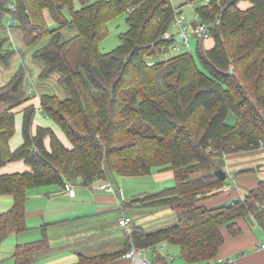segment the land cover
<instances>
[{
	"label": "trees",
	"instance_id": "16d2710c",
	"mask_svg": "<svg viewBox=\"0 0 264 264\" xmlns=\"http://www.w3.org/2000/svg\"><path fill=\"white\" fill-rule=\"evenodd\" d=\"M0 0V28L12 16L14 29L25 45L37 48L34 60L41 65L39 79L56 77L66 90L61 98L41 95V109L65 133L68 148L50 127L33 133L36 106L23 109V139L12 150L16 132L15 109L31 101L24 89L23 67L0 86V167L24 161L30 171L0 175V195H11L14 205L0 214V244L10 234L29 228L26 223L28 190L33 187L81 181L84 186L106 180L108 175L132 177L154 170H173V187L137 198L140 207L171 208L177 221L147 231L135 226L123 251L92 258L81 264H104L133 247L152 250L153 264H171L157 253L164 244L180 248L189 263L207 264L219 258L225 243L223 229L232 237L242 234L239 219L252 218L264 231V181L242 200L208 207L206 201L220 194L226 183L215 174L227 154L264 145V0H211L196 8L205 22L221 17L213 30L214 46L197 44V57L182 52L161 59L172 41L164 34L176 17L172 0ZM201 1V0H192ZM50 13L55 27L45 18ZM127 13L128 30L120 45L102 53L109 22ZM75 29L66 37L64 29ZM0 37V62L9 65L17 47ZM82 45V69L73 68L67 53L76 41ZM154 61L153 66L148 62ZM234 125L227 122L230 113ZM51 140V148L45 139ZM47 247V240L20 245L17 264H30Z\"/></svg>",
	"mask_w": 264,
	"mask_h": 264
},
{
	"label": "crops",
	"instance_id": "0c3cea01",
	"mask_svg": "<svg viewBox=\"0 0 264 264\" xmlns=\"http://www.w3.org/2000/svg\"><path fill=\"white\" fill-rule=\"evenodd\" d=\"M172 2L175 7L184 11L183 4H176L173 0ZM238 5L241 9L251 7L248 0H241ZM8 21L9 19L6 20L7 25ZM3 31L7 32L8 27ZM203 43L206 49L214 46L212 39ZM4 84L2 83L0 86ZM29 104L36 106L33 133H36L39 126L50 127L64 145L71 148L72 144L65 133L40 109L41 96H33L31 101L14 110L16 132L10 140L12 150L17 149L24 142L22 111ZM4 108V105H0V111ZM45 145L48 149L51 148L49 137L45 139ZM30 170V166L24 161L10 162L0 167V175ZM223 170L227 173L224 187L229 188H223L220 194L206 201L208 207L230 205L235 200H242L250 190L264 181V145L254 150L227 154L224 158ZM110 176L114 175H108L107 178L109 179ZM123 178L128 180L124 187L125 195L118 180L116 181L118 187L109 181L115 191L100 190L101 183L98 182L91 186H84L80 180H77L74 183L75 196H71L65 186L61 184L30 188L26 201V223L29 229L20 234H10L4 239L0 244V264H17L14 255L18 246L40 242L44 239L47 240V247L38 251L30 264H81L82 256L92 258L123 251L127 245L128 235L132 232L133 228H130L132 225L143 227L147 231H155L171 226L164 224L166 220L163 217L166 216L168 220L171 219L175 221L174 224L176 223L177 218L171 208L150 209L131 203L137 198L174 186L176 178L173 170H154L150 174ZM128 182H131L132 185ZM137 186L142 188L138 189ZM119 194L121 197L118 196ZM128 196L132 197L131 201L125 200L127 203H123L124 197ZM13 205L14 198L11 195H0V214L10 211ZM133 209L143 210L140 213V217H143L142 223L136 224L135 216L131 213ZM124 212L133 219L127 226H122L119 223ZM153 218L159 220L157 224L159 223L160 226L154 223L157 226L149 230L148 227L152 226L150 222L154 221ZM239 225L243 232L237 237L230 236L227 230L223 229L225 243L220 249L219 258L209 264H217L219 259L229 258L236 260L237 264H264V248H261L264 245V231L252 218L239 219ZM166 247H168V252L163 251ZM149 251L152 252L151 258H148ZM157 253L164 257H168L172 253L179 255L180 248L165 244L158 248ZM147 258L151 264L156 261L155 253L152 250H147ZM198 263L207 264L196 262V264ZM104 264H134V261L122 255L111 258ZM171 264H173L172 261Z\"/></svg>",
	"mask_w": 264,
	"mask_h": 264
},
{
	"label": "rangeland",
	"instance_id": "374dc122",
	"mask_svg": "<svg viewBox=\"0 0 264 264\" xmlns=\"http://www.w3.org/2000/svg\"><path fill=\"white\" fill-rule=\"evenodd\" d=\"M92 1H97V0H92ZM173 1L176 4H183V7H182L184 10L183 14L186 16V18L188 20L193 19V10L191 9L190 4L188 3L189 0H183V1L173 0ZM203 1L204 0L196 1L195 7L202 5ZM75 2H76V7L80 8L79 1L75 0ZM45 18L47 19V23L50 25V27H55V24L53 23L52 18L50 16V13L48 11H45ZM126 18H127V13H122L109 22V24H108L109 34H108L107 38L100 45V50L102 53H108L120 45V38H119L120 34L123 32H126L128 30V24H127ZM5 27H8L7 23H5ZM176 31H177L176 28H174V29L172 28V32L174 34L176 33ZM63 32H64L66 37H72L76 34L75 29H69V28L64 29ZM7 34L12 38L7 42L6 46H10L12 44L13 46L17 47V53L12 57L9 65H5L2 62H0V84L7 83L20 70V68L23 67L24 69H26V77L24 80V89L26 90V92L29 89L34 90L33 95L29 94L32 98H33V96L39 97L44 93H53V94L58 95L61 98H65L67 96L66 90L58 84L56 77H51L47 82H41L40 81L39 75L41 72V65L38 62H36L34 60V57H33L35 50L37 48L47 44L49 39L48 38L44 39L43 41H41V43L37 47L30 49L25 45V43L22 39L21 32L18 29L11 28L7 32H5V31H3L2 28H0V37H7ZM212 40H214L213 37H212ZM197 44H198L197 40L193 39L191 41L190 48L182 47L180 49L179 53L191 52L197 57V53H196ZM67 56H68V59L70 60V62L72 64L73 68H75L76 70L82 69L83 53H82V45H81V42L79 40L74 42V44L72 45V47L68 51ZM227 122L231 125L235 124L236 118L232 112L229 114ZM109 175H111V174H109ZM123 177L119 176V175H116L115 177L110 176L109 179L108 178L106 180L102 179V180L98 181V183H104V182L110 181L118 187V184L116 183V181L118 180L119 185L122 188V191L125 195L124 187L126 186V182L128 180H126L127 178H123ZM128 183H130L132 185L131 182H128ZM128 183H127V185H128ZM137 188L139 189L142 187L137 186ZM158 191H160V190H158ZM158 191H156V192H158ZM153 193H155V192H153ZM129 195H131V193H129ZM131 198H132L131 196L130 197L129 196L124 197V199L122 201H123V203L126 201L130 202ZM142 211L143 210L138 211V210L133 209V212H131L135 216L136 224L142 223V221H143V220H141L143 217H140V213ZM154 217H156V216H154ZM163 218H165V220H166L164 222V224L172 225L175 222V221H172L171 219L168 220L167 216L163 217ZM155 219L156 218H153L154 221L150 222V224H152V226L148 227L149 230H151L152 228H154L155 226H157L159 224V223L157 224V222H159V220H157V219L155 220ZM154 223L157 225H154ZM158 226H160V225H158ZM133 227H134L133 225L130 226L131 229ZM169 246L172 247V245H169ZM164 248H165V246H164ZM167 249H168V247H166V249H164L163 251L168 252ZM160 251H161V249L159 250V253H160ZM151 257H152V252L149 251L148 258H151ZM169 257L172 258L173 264H196V263L186 262L181 257V254L173 255V253H172L169 255ZM198 264H201V263H198Z\"/></svg>",
	"mask_w": 264,
	"mask_h": 264
},
{
	"label": "built area",
	"instance_id": "2783aa9c",
	"mask_svg": "<svg viewBox=\"0 0 264 264\" xmlns=\"http://www.w3.org/2000/svg\"><path fill=\"white\" fill-rule=\"evenodd\" d=\"M211 0H204L202 5H209ZM188 3L193 9V19L188 20L186 16L183 14V12L180 10V8H176V17L172 23V26L169 31H167L164 34V38L166 40L172 41L171 45L166 49L163 48V55L161 59L167 60L171 56L177 55L180 52V49L182 47L184 48H190L191 41L193 39L197 40V42H205L209 39H212L213 37V30L215 27L219 26L221 24V17L220 15H217L213 20L209 22H205L201 19L199 13L197 12L195 5L196 1L189 0ZM8 9L11 12H15L17 10V2L15 0H10L8 4ZM15 25L12 16L9 17L8 21V30L13 28ZM172 28H176L177 31L174 34L172 32ZM149 66L154 65V61L148 62ZM34 90L29 89L28 94L33 95ZM41 109V107H40ZM101 179L97 178V181H100ZM229 187H224V189H228ZM65 189L68 191V193L71 196L76 195V187L74 182H66ZM100 190H114V187L109 182H104L99 185ZM121 197V194L118 195ZM132 217L128 216L127 213H123L122 217L120 218V225L127 226L132 222ZM165 245V244H164ZM261 248H264V245L261 246ZM124 257L132 259L134 261V264H151V262L147 258V250L139 249L133 247L130 249ZM169 262L172 261L171 257H166ZM217 264H237V261L234 259H219L217 261Z\"/></svg>",
	"mask_w": 264,
	"mask_h": 264
},
{
	"label": "water",
	"instance_id": "95a60500",
	"mask_svg": "<svg viewBox=\"0 0 264 264\" xmlns=\"http://www.w3.org/2000/svg\"><path fill=\"white\" fill-rule=\"evenodd\" d=\"M215 174L221 181H225L227 179V173L222 169L217 170Z\"/></svg>",
	"mask_w": 264,
	"mask_h": 264
}]
</instances>
